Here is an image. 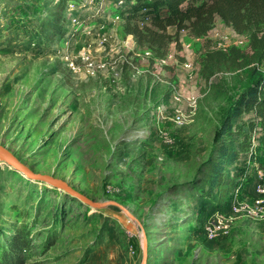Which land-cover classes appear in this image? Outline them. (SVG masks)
Segmentation results:
<instances>
[{
    "label": "rangeland",
    "instance_id": "rangeland-1",
    "mask_svg": "<svg viewBox=\"0 0 264 264\" xmlns=\"http://www.w3.org/2000/svg\"><path fill=\"white\" fill-rule=\"evenodd\" d=\"M125 1L0 0V145L99 205L0 159V262L26 243L24 264H264V210L230 217L259 210L264 127L252 114L232 119L237 160L216 164L255 64L200 74L209 51L252 55L248 36L217 18L205 36L170 27L165 47L139 45L129 27L150 17L129 23ZM58 16L64 39L47 27Z\"/></svg>",
    "mask_w": 264,
    "mask_h": 264
},
{
    "label": "trees",
    "instance_id": "trees-1",
    "mask_svg": "<svg viewBox=\"0 0 264 264\" xmlns=\"http://www.w3.org/2000/svg\"><path fill=\"white\" fill-rule=\"evenodd\" d=\"M67 0H63L65 5ZM121 6L120 13H130L127 19L132 20L138 13L150 17L149 25L140 28L138 25L130 28V33L135 36L139 45L165 47L171 37L167 34L170 27H175L177 32L189 30L192 35L202 37L212 29L217 18L231 26L237 33L247 35L252 55L248 57L238 49H215L205 54L200 70L201 77L209 82L212 77L224 70H239L243 67L255 64L248 68L249 83L241 93L221 126L217 140L221 141L219 152L220 159L216 164H229L237 160L239 153L233 140L227 138L234 128L233 117H239L243 112L252 114L264 127V72L259 70L264 62V0H127ZM63 18V16H62ZM57 17L54 23L47 22V27L52 26V35L62 34L61 39L67 35L66 29H61L57 24L61 21ZM45 27V26H44ZM255 121L249 123L252 129L257 126ZM244 143L240 148H244ZM219 185L221 183H218ZM23 239L18 238L17 244ZM28 245L22 243L18 248L16 257L5 253L0 264H24L21 253Z\"/></svg>",
    "mask_w": 264,
    "mask_h": 264
},
{
    "label": "water",
    "instance_id": "water-1",
    "mask_svg": "<svg viewBox=\"0 0 264 264\" xmlns=\"http://www.w3.org/2000/svg\"><path fill=\"white\" fill-rule=\"evenodd\" d=\"M0 159L6 162L8 165L15 168L16 170H18L19 172H21L23 175H27L31 179L42 181L52 186L64 189L68 194L72 195L73 197L81 199L87 204H90L95 207L99 206L98 204L91 202L89 199H87L86 197L78 193L77 191L73 190L64 181L55 179L47 175H41V174L34 173L31 169H29L24 164H22L17 158H15L12 155V153H10L6 148H4L1 145H0Z\"/></svg>",
    "mask_w": 264,
    "mask_h": 264
},
{
    "label": "built area",
    "instance_id": "built-area-1",
    "mask_svg": "<svg viewBox=\"0 0 264 264\" xmlns=\"http://www.w3.org/2000/svg\"><path fill=\"white\" fill-rule=\"evenodd\" d=\"M118 18V16H117ZM261 181L258 184V188H257V192H258V199L255 202V207H257L259 210L257 212H255L251 205L249 204H237V205H233L231 208V212H230V217H236L239 216L241 214H243L244 212H249V213H253L256 214L257 216L260 215L261 211L264 210V177L263 175H261ZM223 229L221 223L219 224H210L207 225V227L205 228V234L206 236L210 239V240H214L216 238V236L218 235L219 232H221Z\"/></svg>",
    "mask_w": 264,
    "mask_h": 264
}]
</instances>
